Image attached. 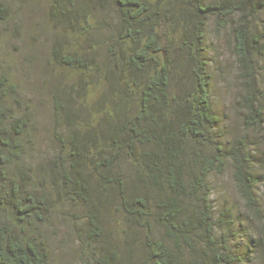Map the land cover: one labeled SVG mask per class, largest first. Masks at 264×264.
Wrapping results in <instances>:
<instances>
[{
    "label": "trees",
    "instance_id": "16d2710c",
    "mask_svg": "<svg viewBox=\"0 0 264 264\" xmlns=\"http://www.w3.org/2000/svg\"><path fill=\"white\" fill-rule=\"evenodd\" d=\"M46 1L47 60L75 81L62 91L54 78L55 130L43 151L23 90L0 72V264H52L45 229L56 221L69 224L90 264H244L229 244L236 215L214 205L210 178L231 167L244 206L259 215L258 161L219 132L205 39L209 24L229 32L242 123L259 126L264 0ZM11 13L0 0V28L17 25ZM109 211L124 226L114 258L103 245ZM262 243L259 231L250 247Z\"/></svg>",
    "mask_w": 264,
    "mask_h": 264
},
{
    "label": "rangeland",
    "instance_id": "374dc122",
    "mask_svg": "<svg viewBox=\"0 0 264 264\" xmlns=\"http://www.w3.org/2000/svg\"><path fill=\"white\" fill-rule=\"evenodd\" d=\"M5 2L12 10L13 21L17 22V25L7 22L0 28V72L9 74L23 90L26 96L27 116L35 124L31 133L32 144L35 147L40 146L44 151L48 148V135L55 130L50 116L51 102L56 96L54 89L52 90L56 86L54 78L59 79L58 87L62 91H65L63 89L68 91L69 85L75 80L72 79V73L52 66L47 60L54 33L46 16L47 1L5 0ZM118 19L116 16L113 17L114 21ZM109 33L110 29L106 28L92 35V47L101 46V41L107 40ZM205 55L211 75L212 103L220 118L219 132L223 136V141L241 138L252 151L254 160L258 161L256 173L260 182L257 192L261 213L256 215L244 206L233 183L231 167L226 168L222 174H214L210 178L211 199L218 209L226 205L231 208L232 214L236 215L229 244L237 247L236 250L242 254L244 264H264V243L254 249L250 247L251 239L258 237L259 231L264 232V109L262 123L259 126L254 125L252 128L244 126L242 120L245 110L239 101L242 86L238 77L232 38L227 30L217 32L211 24L208 25ZM260 73L264 77V71ZM262 87L264 90V83ZM104 216L107 237L104 238L103 245L107 244L110 254L111 248L116 244L120 227L124 226L123 223L113 221L114 215L111 211ZM68 226L67 223L56 221L52 227L45 229V236L53 249L52 264H90L84 250L85 246L75 240ZM120 248L125 254L124 257H127L129 250H126L124 245ZM101 253L106 254L104 251ZM114 256L117 254L114 253L112 257ZM124 263L133 264V260L124 258Z\"/></svg>",
    "mask_w": 264,
    "mask_h": 264
}]
</instances>
